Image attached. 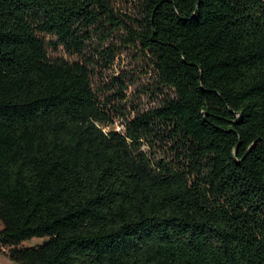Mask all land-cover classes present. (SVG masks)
Returning <instances> with one entry per match:
<instances>
[{"label": "trees", "instance_id": "16d2710c", "mask_svg": "<svg viewBox=\"0 0 264 264\" xmlns=\"http://www.w3.org/2000/svg\"><path fill=\"white\" fill-rule=\"evenodd\" d=\"M133 7L0 0V250L15 264H264V0ZM120 46L171 93L106 131L86 54Z\"/></svg>", "mask_w": 264, "mask_h": 264}, {"label": "rangeland", "instance_id": "374dc122", "mask_svg": "<svg viewBox=\"0 0 264 264\" xmlns=\"http://www.w3.org/2000/svg\"><path fill=\"white\" fill-rule=\"evenodd\" d=\"M138 0H111L115 11L133 14V4ZM117 36V34H116ZM111 45L119 46L111 40ZM52 58H63L68 62H77L82 59L77 55H67L62 48L57 51L49 49ZM95 56L93 69V83L95 90L102 101L108 99L110 114L114 116V122L108 129L122 130L120 119L116 116L121 112L135 110L144 111L156 106L164 94L171 93L166 88L157 87L153 84L154 73L149 67V62L145 59L139 49L130 46L119 47L111 61L102 60L93 50L86 54V58ZM133 115V113L131 114ZM2 225L0 223V229ZM43 239L34 238L22 243L24 247H31L42 243ZM0 264H15L7 255L6 250H0Z\"/></svg>", "mask_w": 264, "mask_h": 264}]
</instances>
